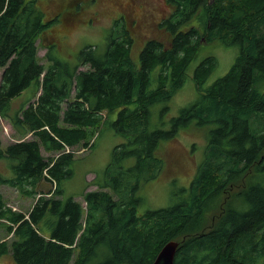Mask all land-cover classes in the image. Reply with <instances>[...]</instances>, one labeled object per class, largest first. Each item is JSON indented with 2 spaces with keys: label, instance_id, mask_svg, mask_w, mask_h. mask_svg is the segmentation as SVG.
Listing matches in <instances>:
<instances>
[{
  "label": "trees",
  "instance_id": "trees-1",
  "mask_svg": "<svg viewBox=\"0 0 264 264\" xmlns=\"http://www.w3.org/2000/svg\"><path fill=\"white\" fill-rule=\"evenodd\" d=\"M168 2L175 7L160 28L170 38L147 40L138 66L134 33L120 18L124 24L113 29L103 51L86 47L71 65L52 54L51 44L46 68L37 39L58 19H47L37 0H0V124L8 120L20 137L4 148L0 143V160L12 161L14 172L13 178L0 176V183L39 197L26 217L7 207L0 191V229L16 238L11 247H0V257L8 254L15 264H88L105 248L113 257L105 264H153L162 246L178 238L175 264H264V0ZM205 44L238 47L240 53L215 80L217 59L200 61L193 78L196 101L171 120L170 130L152 128L150 108L182 90ZM29 88L32 95L12 112V100ZM192 121L212 128L190 197L139 214L137 193L164 166L161 143ZM61 124L99 125L100 131L110 124L126 140L95 183L98 189H86V208L63 194L75 156L65 152L73 145ZM28 135L38 140H25ZM42 147L61 153L47 159ZM131 159L135 164L126 165ZM45 178L56 183L47 197L36 191ZM237 181L241 190L225 196ZM223 196L225 211L206 228V211Z\"/></svg>",
  "mask_w": 264,
  "mask_h": 264
},
{
  "label": "rangeland",
  "instance_id": "rangeland-1",
  "mask_svg": "<svg viewBox=\"0 0 264 264\" xmlns=\"http://www.w3.org/2000/svg\"><path fill=\"white\" fill-rule=\"evenodd\" d=\"M263 0H252L256 5L262 4ZM116 0H37L38 7L44 12L47 19L56 18L57 22L51 27L49 32L43 37L37 39L38 55L42 64L48 68L49 62L46 59L48 47L52 44L55 46L52 54L57 56L64 62L74 65L78 62V56L81 51L93 46L99 50L105 49L108 38L111 36L113 29L123 25V21H119V9ZM140 3L149 5L150 12H146L148 18L143 23L138 21V17L129 20L128 26L132 29L135 38V46L133 49V60L139 65V55L137 53L143 48V45L150 39L170 38L169 34L160 28L161 22L165 19L169 10L173 11V4L168 0H139ZM248 7L251 5L248 3ZM140 15V10H137ZM73 18V19H69ZM164 18V19H163ZM46 19V20H47ZM149 21V22H148ZM63 22L65 26L63 27ZM131 22L135 27L132 26ZM135 22V23H134ZM123 28V27H122ZM59 37V38H58ZM238 47H220L208 46L205 44L199 51L197 61H194L188 69V77L181 91L169 101H164L152 105L150 112L152 115V128H160L170 130L174 117H178L183 109L188 108L197 99L194 82V69L200 61L208 57L217 59V69L212 76L213 80L224 76L229 72L232 64L239 55ZM51 52V51H49ZM135 54H137L135 56ZM135 56V57H134ZM82 67L81 70H86ZM3 70L0 69V81ZM32 95V88L24 91L20 97L14 98L11 102L12 112L22 108L27 97ZM26 97V98H24ZM33 103V102H32ZM116 115H113L114 120ZM0 143L4 148L20 140L19 134L14 131L8 120H1L0 124ZM66 129L70 137V143L73 145L68 147L65 152L74 153L75 158L70 164L71 176L67 177L62 183V190L65 198L75 197L74 199L83 204V195L87 191H95L98 187L95 183L104 178V172L111 162L114 150L126 140L114 133L110 124L103 126L100 131L99 125H67L61 124ZM211 124L198 125L196 121H192L187 127L180 130L174 139L164 141L158 150V157L163 161V169L159 178L155 181L145 183L137 193V197L141 199L138 206L139 214L147 211H155L173 206L185 198L190 197L191 184L195 181L198 168L204 162L209 152V130ZM100 131V132H99ZM99 133V134H98ZM25 140H38L28 135ZM42 155L47 159L57 158L61 152L47 153L43 147ZM12 161L8 159L0 160V176L13 178L14 172ZM135 164V160L131 159L126 165ZM92 184V185H90ZM95 186H94V185ZM89 185V186H87ZM56 188L54 180L46 179L36 187L39 196H46L53 192ZM242 188V181H237L225 191V196L235 194ZM0 191L3 195L4 204L13 211L20 212L24 216L32 211L38 196L27 198L26 195L12 189L8 185L0 183ZM58 197V196H57ZM205 198V196L203 195ZM203 198V199H204ZM224 196L220 202H217L212 209L204 214L205 227H212L216 224L217 218L225 211ZM4 222V221H0ZM204 226V225H203ZM7 228L0 229V247L4 244L11 247V243L16 240ZM180 243V240H177ZM79 252L74 254L72 263L77 258ZM113 261V257L105 248L98 249V253L92 256L88 264H105ZM0 264H15L13 259L8 256L0 257Z\"/></svg>",
  "mask_w": 264,
  "mask_h": 264
},
{
  "label": "flooded vegetation",
  "instance_id": "flooded-vegetation-1",
  "mask_svg": "<svg viewBox=\"0 0 264 264\" xmlns=\"http://www.w3.org/2000/svg\"><path fill=\"white\" fill-rule=\"evenodd\" d=\"M115 4H117V8L119 9L118 16L121 17L123 21L128 22V19L130 20L131 17H138V21L147 23L144 22V19L149 17L145 15L146 12H150L148 4L140 3L139 0H116ZM137 10H140V15L136 14ZM168 13L166 14L167 16L164 17L165 19L169 16ZM69 19L71 20L73 18ZM64 26L65 23L63 22V27Z\"/></svg>",
  "mask_w": 264,
  "mask_h": 264
},
{
  "label": "water",
  "instance_id": "water-1",
  "mask_svg": "<svg viewBox=\"0 0 264 264\" xmlns=\"http://www.w3.org/2000/svg\"><path fill=\"white\" fill-rule=\"evenodd\" d=\"M179 246L180 243L178 241H169L168 243H166L164 246H162V249L157 255L153 264H175Z\"/></svg>",
  "mask_w": 264,
  "mask_h": 264
},
{
  "label": "crops",
  "instance_id": "crops-1",
  "mask_svg": "<svg viewBox=\"0 0 264 264\" xmlns=\"http://www.w3.org/2000/svg\"><path fill=\"white\" fill-rule=\"evenodd\" d=\"M28 198V197H27Z\"/></svg>",
  "mask_w": 264,
  "mask_h": 264
}]
</instances>
